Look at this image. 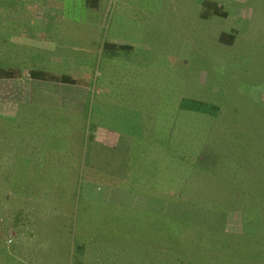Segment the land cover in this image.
Returning <instances> with one entry per match:
<instances>
[{
	"label": "rangeland",
	"instance_id": "rangeland-1",
	"mask_svg": "<svg viewBox=\"0 0 264 264\" xmlns=\"http://www.w3.org/2000/svg\"><path fill=\"white\" fill-rule=\"evenodd\" d=\"M208 1L227 17L205 18ZM0 67L83 79L71 93L89 79L84 115L78 93L60 107L56 91L0 80V264H264V0H0ZM90 124L119 136L108 158ZM210 186L233 195L223 209L240 195L257 208L219 222ZM244 227L249 242L227 239ZM211 235L213 261L197 239Z\"/></svg>",
	"mask_w": 264,
	"mask_h": 264
},
{
	"label": "trees",
	"instance_id": "trees-1",
	"mask_svg": "<svg viewBox=\"0 0 264 264\" xmlns=\"http://www.w3.org/2000/svg\"><path fill=\"white\" fill-rule=\"evenodd\" d=\"M85 2H86L87 7L97 9L99 7L100 0H85ZM204 7L206 8V11L202 15L205 18H208L209 16L227 17V12L222 10L220 5H218V3H216V2L208 1L205 3ZM236 33L237 32L235 30L228 31V32H222L219 35V40L225 44L230 45V44H232L233 40L235 39ZM104 48H111V49H113L112 52L115 53V52H118L120 50H129V49H131V46L127 45V44H122V43H114V42L106 43V42H104L102 45V49L104 50ZM30 76H31L30 81L27 79H21L19 77L18 73L15 71V69L0 67V80H11L14 83H19L20 85L24 86L26 89H32L33 90L36 87H38L39 89L44 90L46 93L49 92V90L56 91V94H54L52 97H47V98H50L57 106L65 107L66 104H71V101L75 100V103L76 102H78V103L74 104L72 106L81 109L80 111H82L81 112L82 115H84V113H86L85 111L87 110V102H84V101H86L84 96L83 97L80 96V94H84L85 89L73 92V93H78V94H75L76 95L75 99L74 98L72 100L70 99L71 94H73L71 92L73 90H75V87H80L82 85V83H84L83 79L73 77L69 74H52V73L48 74V73H45L43 70H39L38 68L32 69L30 71ZM45 84H48L49 87L44 88ZM30 98H31V96H30ZM80 99H82V100H80ZM180 108L195 110L198 112H202V113L212 115L214 117H216L219 113V107H217L215 105L208 104V103L200 101V100H196V99H185V98H183L181 100V103H180ZM96 126H97L96 124H94V125L90 124L89 125L88 129L90 131V134L87 136V138L89 140H93V138H94L93 132H94ZM229 136L230 135H228L227 137H225L222 140H228ZM241 148H243V143H241ZM262 161L264 163L263 154H262ZM29 162H31V161L28 159V163ZM34 165H33V169L35 170ZM204 168L205 167H202L201 169H204ZM200 170H199V172H200ZM263 170L264 169H262L259 173H257L254 176V178L257 179L256 181H260L264 184V176H263V172H262ZM218 175L225 180H227L229 178L225 175L224 170L222 172H220ZM200 179H205V181H206V177L200 176ZM71 188L74 191L75 187L73 186ZM210 188L214 189V194L210 195L212 200L216 203L222 204L219 206V207H221V210H222V212L220 213L219 222L223 221L224 217H225V221H227V223H232L233 221L232 220L230 221V218H234L235 220H237L238 212H239V216H240L242 214V212L245 210H251L252 211V210H255L257 208V202L254 200L253 196H251V195H240V199L237 203H229L228 209H223V206H224V204H226V201L232 200L233 195L229 194L227 192L226 188H224V187L217 188V187L210 186ZM244 191H245V189H241L240 192L243 193ZM203 198H204V196H203ZM177 200L184 202L183 199H177ZM191 206L194 207V205H191ZM216 207H218V206H216ZM254 212H257V218H258L259 222L264 223V215H261L260 211H254ZM239 221H242V219L240 218ZM225 227H227V226H225ZM214 228L215 227H211L212 232L217 233L219 236L222 237V234L220 231H223V230L218 231V229H214ZM227 229H228V227H227ZM250 229H251V227H244L243 233L240 235H236L237 237L232 235L231 232L230 233L227 232L226 229L224 231L228 235V238H227L228 240L230 238H237L239 241H241L243 239L242 240L243 242H249L248 238L251 237V235H248L250 233L249 232ZM203 237L204 238L197 237V239H202L205 242H208L209 245H212L213 250H210L207 248L210 252L208 251L206 253V258H209L211 261H213L218 256H220L222 254V252H219L217 250V247L219 246L218 245V238H216L213 235H211L210 237H207V238H205L206 236H203ZM176 238L177 237H175L173 243H176ZM82 249H83V246L79 245L77 247V245H76V247H75V252L77 253L76 260L78 259V254L80 253V251L82 252ZM262 250L263 249H261V254H262ZM214 253L217 254V257L214 256ZM263 254H264V252H263ZM161 258L164 260V256H161ZM159 260H160V257H159ZM165 261L167 262V264H187V263H184L177 256H173V257H171V259H168V257L167 258L165 257Z\"/></svg>",
	"mask_w": 264,
	"mask_h": 264
},
{
	"label": "crops",
	"instance_id": "crops-1",
	"mask_svg": "<svg viewBox=\"0 0 264 264\" xmlns=\"http://www.w3.org/2000/svg\"><path fill=\"white\" fill-rule=\"evenodd\" d=\"M114 43H116V42H114ZM86 73V72H85ZM84 73V75H83V78H87L88 77V75L86 76V74ZM89 83V79H88V81L86 82V85H85V87H84V89H85V92H84V98H85V100H86V95H87V90L89 89L88 88V86H87V84ZM100 126V125H99ZM97 127V126H96ZM106 128V127H105ZM97 129V128H96ZM95 129V130H96ZM95 130H94V132L93 133H95ZM96 132H97V130H96ZM94 136V138H93V140H90V141H94V140H100L99 142H100V144H102L101 145V149H102V153H103V151H105V149H107V153H110V152H112L115 148H116V146H117V144H118V141H119V136L118 135H116L115 134V132H111V131H109L108 130V128H106V130H105V133H102L100 136H101V138H98V137H96L95 135H93ZM98 138V139H97ZM114 148V149H113ZM92 156H93V153H92ZM91 156V157H92ZM102 158H108V154H106L105 152L102 154Z\"/></svg>",
	"mask_w": 264,
	"mask_h": 264
}]
</instances>
